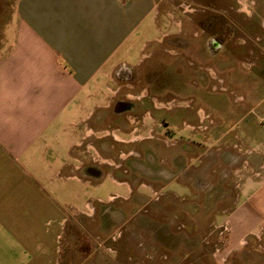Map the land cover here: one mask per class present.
Returning <instances> with one entry per match:
<instances>
[{
	"label": "rangeland",
	"instance_id": "rangeland-1",
	"mask_svg": "<svg viewBox=\"0 0 264 264\" xmlns=\"http://www.w3.org/2000/svg\"><path fill=\"white\" fill-rule=\"evenodd\" d=\"M231 2L162 0L139 63L114 72L112 99L133 107L117 113L113 102L108 118L86 126L104 133L91 140L118 166L96 161L104 175L81 184L83 199L99 201L94 219L82 215L93 258L77 264H220L223 224L246 199L233 157L241 141L251 146L246 128L264 106V26L245 12L225 15ZM14 4L0 0V42ZM128 130L142 138L115 140ZM127 182L129 200L120 197Z\"/></svg>",
	"mask_w": 264,
	"mask_h": 264
},
{
	"label": "crops",
	"instance_id": "crops-1",
	"mask_svg": "<svg viewBox=\"0 0 264 264\" xmlns=\"http://www.w3.org/2000/svg\"><path fill=\"white\" fill-rule=\"evenodd\" d=\"M161 1L15 0L0 42V264L93 258L82 243L83 233L92 234L82 215L94 219L99 200L91 193L83 199L81 184L104 175L96 161L118 164L97 150L104 133L86 126L108 118L118 91L112 76L139 63L159 29ZM224 1H232L221 8L225 15L245 12L264 26V0ZM256 115L246 128L251 146L241 141L233 157L246 199L223 224L220 264H264V106ZM128 134L115 140L142 138ZM129 190L120 197L129 200Z\"/></svg>",
	"mask_w": 264,
	"mask_h": 264
},
{
	"label": "flooded vegetation",
	"instance_id": "flooded-vegetation-1",
	"mask_svg": "<svg viewBox=\"0 0 264 264\" xmlns=\"http://www.w3.org/2000/svg\"><path fill=\"white\" fill-rule=\"evenodd\" d=\"M130 101H128L127 99L124 98H118L117 100H114V108L115 111H117V113H121L124 111H129L130 108H132V103H129ZM130 130L125 131L126 133H128Z\"/></svg>",
	"mask_w": 264,
	"mask_h": 264
}]
</instances>
